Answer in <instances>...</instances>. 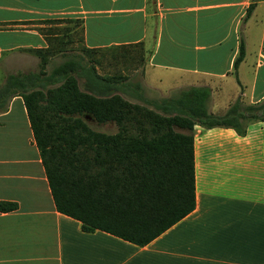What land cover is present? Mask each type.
I'll list each match as a JSON object with an SVG mask.
<instances>
[{
  "label": "crops",
  "instance_id": "obj_1",
  "mask_svg": "<svg viewBox=\"0 0 264 264\" xmlns=\"http://www.w3.org/2000/svg\"><path fill=\"white\" fill-rule=\"evenodd\" d=\"M37 49L42 77L73 59L117 77L131 102L207 86L209 112L261 113L247 106L264 100V0H0V83L38 71ZM193 128L194 208L137 245L56 210L12 95L0 111V201L15 206L0 209V264H264V121Z\"/></svg>",
  "mask_w": 264,
  "mask_h": 264
},
{
  "label": "trees",
  "instance_id": "obj_2",
  "mask_svg": "<svg viewBox=\"0 0 264 264\" xmlns=\"http://www.w3.org/2000/svg\"><path fill=\"white\" fill-rule=\"evenodd\" d=\"M36 52L42 67L45 49ZM241 55L240 49L234 64ZM43 74L40 68L7 73L0 111L12 95L22 97L57 211L77 219L82 230L101 229L137 245L194 208V124L242 133L244 120L264 121V100L247 106L259 109V116H238L232 107L209 112L207 86L131 102L120 93L118 78L97 74L91 62L66 59ZM82 114L98 123L112 121L116 129H93ZM14 206L0 201L1 210Z\"/></svg>",
  "mask_w": 264,
  "mask_h": 264
},
{
  "label": "rangeland",
  "instance_id": "obj_3",
  "mask_svg": "<svg viewBox=\"0 0 264 264\" xmlns=\"http://www.w3.org/2000/svg\"><path fill=\"white\" fill-rule=\"evenodd\" d=\"M2 66H3V62L1 61L0 62V69ZM39 68L47 71V70H49L48 69L49 65L47 68L46 63H45L42 67H40V64L37 63V68L35 70H38ZM78 80H79V84L81 85V79L79 78ZM81 116H82L83 120L93 129L106 131V132H113L116 129V126H115L114 122H112V121L98 123L93 118H91L88 114H82Z\"/></svg>",
  "mask_w": 264,
  "mask_h": 264
}]
</instances>
